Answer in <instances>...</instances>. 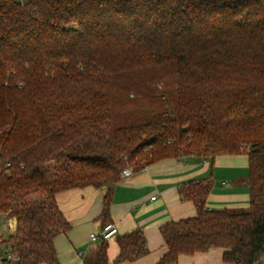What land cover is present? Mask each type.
Listing matches in <instances>:
<instances>
[{"label":"trees","instance_id":"16d2710c","mask_svg":"<svg viewBox=\"0 0 264 264\" xmlns=\"http://www.w3.org/2000/svg\"><path fill=\"white\" fill-rule=\"evenodd\" d=\"M227 155L248 158L247 211L210 209L212 177L183 184L196 216L160 228L158 264L264 256V0H0V221L16 222L1 261L60 264L62 192L106 188L104 227L125 169ZM117 242L86 264L149 252L141 230Z\"/></svg>","mask_w":264,"mask_h":264},{"label":"crops","instance_id":"0c3cea01","mask_svg":"<svg viewBox=\"0 0 264 264\" xmlns=\"http://www.w3.org/2000/svg\"><path fill=\"white\" fill-rule=\"evenodd\" d=\"M227 157L237 158L229 155L217 158ZM217 158L214 164L195 157L166 159L134 172L131 177L122 178L114 187L110 207V224L116 226L118 234L108 240L109 262L113 263L119 255L118 236L141 230L147 239L148 254L135 262L122 264H158L167 251L160 228L168 222L196 216L194 204L180 196L181 186L189 181L212 177L214 188L208 198L210 209H248L249 188L239 182L245 177H238L234 172L226 179L221 177L222 174L219 177L216 172ZM219 178H222L221 182ZM106 191V188L87 187L57 195L59 208L71 224L67 234L54 240L60 264L96 261L101 243L91 242L90 236L103 228ZM153 197L156 199L152 200ZM10 224L11 231L15 230L16 222ZM222 254V250L215 249L192 256L182 255L179 264H225Z\"/></svg>","mask_w":264,"mask_h":264},{"label":"rangeland","instance_id":"374dc122","mask_svg":"<svg viewBox=\"0 0 264 264\" xmlns=\"http://www.w3.org/2000/svg\"><path fill=\"white\" fill-rule=\"evenodd\" d=\"M237 158H232V157H227L224 159L221 158H217L216 161V172L219 175L222 174L221 177H223V179H226L227 175L232 176L233 172L234 175H237L238 177H247L248 173H249V168H248V162H244V160H246V156L245 155H238L236 156ZM130 169L133 170V167H129ZM230 172V173H229ZM229 173V174H228ZM220 177V176H219ZM222 181V178H219V182ZM239 184V183H237ZM231 212L234 213H241V212H245L247 211V209H229ZM12 223L15 222V220H6L3 221L2 224H7V223ZM16 228V227H15ZM15 230L11 231V229H9V231H5L4 233H2V239H7V237L11 234L14 233ZM96 256V255H95ZM98 258V254L95 257V259Z\"/></svg>","mask_w":264,"mask_h":264},{"label":"built area","instance_id":"2783aa9c","mask_svg":"<svg viewBox=\"0 0 264 264\" xmlns=\"http://www.w3.org/2000/svg\"><path fill=\"white\" fill-rule=\"evenodd\" d=\"M134 171L130 168L125 169L122 172V178H128L131 177L133 175ZM156 197H153L152 200H155ZM9 229H11V224L8 222L7 224H2V222L0 221V236H2V233H4L5 231H9ZM118 234V229L116 228L115 225L112 224H108L106 226H104L102 228V230L99 233H93L90 236V240L91 242H98L100 240H105L108 241L111 238L115 237ZM4 258L6 259L4 262L0 260V264H6L7 262H14L17 259L9 252H7L4 256ZM255 264H264V256L263 258L255 263Z\"/></svg>","mask_w":264,"mask_h":264}]
</instances>
